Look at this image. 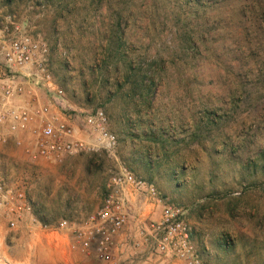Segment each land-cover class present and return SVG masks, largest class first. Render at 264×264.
<instances>
[{
    "label": "rangeland",
    "instance_id": "obj_1",
    "mask_svg": "<svg viewBox=\"0 0 264 264\" xmlns=\"http://www.w3.org/2000/svg\"><path fill=\"white\" fill-rule=\"evenodd\" d=\"M202 1L195 37L159 21L148 0H0V27L16 18L50 45V70L64 93L58 108L74 117L78 133L93 141L84 119L101 109L119 138L115 151L62 163H33L13 142L0 145V183L25 191L33 206L17 221L0 208V264H35L31 258L49 254L45 242L65 257L70 232L44 235L32 219L84 223L122 168L186 211L208 264H264V0ZM118 35L126 41L122 55L149 71V94L135 88L138 77L118 90L123 62L100 68ZM35 97L48 100L42 88ZM145 202L131 216L134 227L151 221L153 206ZM130 246L127 264H179Z\"/></svg>",
    "mask_w": 264,
    "mask_h": 264
},
{
    "label": "built area",
    "instance_id": "obj_2",
    "mask_svg": "<svg viewBox=\"0 0 264 264\" xmlns=\"http://www.w3.org/2000/svg\"><path fill=\"white\" fill-rule=\"evenodd\" d=\"M8 20L0 27V145L13 142L33 163H62L96 149L115 151L119 138L109 129L108 117L101 109L84 119L85 128L95 135L93 141L77 135L74 117L58 108L64 93L50 70V45L16 18ZM40 88L48 95L45 103L35 97ZM130 195L162 207L161 221H150L140 231L152 252L170 256L180 264H208L193 241L186 211L167 203L153 183L138 178L127 168L111 179L101 207L84 223L72 226L64 220L44 225L35 218L32 221L47 236L70 232L75 248L81 247L110 263L121 249V236L132 214ZM0 208L17 213L16 221L26 211H33L25 191L5 183H0ZM16 221H12V227H16Z\"/></svg>",
    "mask_w": 264,
    "mask_h": 264
},
{
    "label": "trees",
    "instance_id": "obj_3",
    "mask_svg": "<svg viewBox=\"0 0 264 264\" xmlns=\"http://www.w3.org/2000/svg\"><path fill=\"white\" fill-rule=\"evenodd\" d=\"M153 4V8L155 9V15L163 24H168L172 27H177L179 29L187 31L186 33L192 34L197 37L198 31L196 29H192V24H199V19L203 17V11L206 9L205 4L202 0H148ZM175 3V4H174ZM192 4V5H191ZM171 6H183L184 10L180 13H176L174 10H171ZM151 8V7H150ZM120 10L117 13V16L120 18L117 22V29L119 31V27L121 26V22L123 21V12ZM190 18H193L192 20ZM190 19V20H188ZM190 27V28H189ZM117 31V32H118ZM113 38L111 43L104 50V59L103 65L100 68H107L111 66L114 60H118V62H123L124 67L126 68V75L123 78L122 82H117L116 87L122 89L125 83H128L131 78H140V81H135L134 86L136 89H146L149 94L152 90V83L148 84L147 81L150 79L148 72H143L141 69L134 66V60H128V56L122 55V50L126 45V41L121 36ZM189 40H193L192 37L189 36ZM115 71L121 72L120 66L118 63L115 65ZM138 74H140L138 76ZM40 220L45 223L44 217H41Z\"/></svg>",
    "mask_w": 264,
    "mask_h": 264
},
{
    "label": "crops",
    "instance_id": "obj_4",
    "mask_svg": "<svg viewBox=\"0 0 264 264\" xmlns=\"http://www.w3.org/2000/svg\"><path fill=\"white\" fill-rule=\"evenodd\" d=\"M40 102L45 103V102H47V100H41ZM77 127L78 126L76 124V129H77ZM77 135L79 137H82L78 133V131H77ZM130 197H131V204H132L131 216H133V215H135L134 213H136L138 211H142L143 208H141V207L144 205H147V204H146L144 199L140 198L137 195H130ZM149 205L153 206V211L151 212V216H150L151 221H158V222L161 221L162 207L159 205H154V204H150V203H149ZM133 218H134V216H133ZM131 220H132V217H130L128 224L125 227L123 234L121 236V244H122L121 249L119 250V252L115 256L114 260L110 263L101 261L95 254L87 253L81 247L75 248V246H74V244H72V242L69 245L68 254L63 258H62V256L57 255L56 251L53 248H51L50 245H47V242H45L42 245L46 246V247H44V249L47 252H49V254H47V255L43 254V256L41 255L42 257H40L41 259H39L38 261L36 259L31 258V261L35 264H127L128 263L127 258H129V253L131 252L130 251L131 250L130 245L133 241L135 243H139V245H144V249L145 250L148 249L150 252V248H149L150 244H145L143 242V240H142L143 238H141V234H140V231L147 227L146 222L143 224L140 223V224L136 225V227H134L131 225V223H132ZM31 237H32V239H34L36 241L37 236L32 235ZM193 240H194V236H193ZM34 248H35L34 249L35 251L38 250L36 248V246H34ZM165 258L166 259H168V258L173 259L170 256H165Z\"/></svg>",
    "mask_w": 264,
    "mask_h": 264
}]
</instances>
